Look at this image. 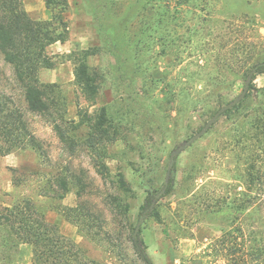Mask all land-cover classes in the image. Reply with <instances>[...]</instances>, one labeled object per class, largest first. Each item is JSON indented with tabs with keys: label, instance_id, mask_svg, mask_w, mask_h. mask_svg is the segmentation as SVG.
Returning a JSON list of instances; mask_svg holds the SVG:
<instances>
[{
	"label": "rangeland",
	"instance_id": "rangeland-1",
	"mask_svg": "<svg viewBox=\"0 0 264 264\" xmlns=\"http://www.w3.org/2000/svg\"><path fill=\"white\" fill-rule=\"evenodd\" d=\"M22 1L33 19L51 18L45 0ZM68 1L67 41L48 49L55 67L42 69L40 81L57 85L60 102L67 103L68 112H61L79 124L78 137L88 133L89 119L95 121L108 108L119 138L103 152L108 175L98 171L90 150L67 148L53 118L26 110L13 68L0 54V92L23 108L48 160L43 163L32 150L0 156V204L33 199L90 259L144 264L130 236L145 198L171 179L174 191L159 202V217L143 224L152 264H223L208 249L233 227L240 214L237 199L252 196L248 158L259 151L264 159V75L255 78L237 108L190 142L242 94L247 72L264 61V0H209L202 7L197 0L184 5L182 0L171 5L163 0ZM95 48L100 54L86 62L107 80L96 101L88 99L75 76L77 61ZM121 178L129 191L121 187ZM115 204L129 210L123 214ZM85 215H94V232L109 234L110 242L91 240L79 230L75 222ZM12 257L31 264L32 247L21 246Z\"/></svg>",
	"mask_w": 264,
	"mask_h": 264
},
{
	"label": "trees",
	"instance_id": "trees-1",
	"mask_svg": "<svg viewBox=\"0 0 264 264\" xmlns=\"http://www.w3.org/2000/svg\"><path fill=\"white\" fill-rule=\"evenodd\" d=\"M163 1L165 5L172 3V0ZM207 1L209 0H197L194 3L202 7L208 4ZM45 2L51 15L49 20L33 19L22 0H0V54L13 68L15 80L22 90L26 110L53 118L54 128L67 148L72 153L81 147L90 150L95 155L96 168L103 176H107L108 167L104 162L103 152L109 145L119 140L116 130L112 131L108 108L103 107L95 121L89 119L88 133L84 137H78L76 131L80 128L79 124L74 120H65L61 112V110L65 114L68 112L67 103L60 102L55 92L57 85L43 84L40 81L42 69L55 67L48 49L58 42L65 43L69 31L65 19V14L70 8L69 1L45 0ZM181 3L180 5H184L186 0H182ZM100 51V48L85 51V59L77 61L75 68L77 85L88 99L94 101L97 100L107 80L101 71L91 68L86 59L99 55ZM253 71L255 75L250 90L254 87L255 78L264 75V61L249 69L247 77ZM55 114L60 116L59 120ZM28 150L35 151L43 163L48 161L43 145L29 128L23 108L12 96L0 92V156ZM248 160L252 163L246 171V182L247 190L252 191V196L237 199L240 214L235 217L233 227L223 231L222 236L208 249L209 256L222 261L223 264H264L263 152L253 151ZM120 183L121 187L129 191L124 178H121ZM65 185L64 188L68 191ZM173 191L174 183L170 179L160 191L150 193L140 208L138 223L131 233L130 240L135 253L144 264L152 262L142 239L143 224L149 218L159 217V202ZM115 207L117 210L122 209L121 204H115ZM128 210L127 205L123 214ZM65 215L70 221L71 216L67 212ZM92 217L94 215H85L82 216L84 220L75 222L79 230L91 240L99 243L110 242L112 238L109 234L102 231L94 232V226L90 221ZM0 242V264H20L12 257V252L16 253L24 245L32 247L31 264H108L90 259L79 244L61 233L57 224L47 220L30 198L9 205L0 204Z\"/></svg>",
	"mask_w": 264,
	"mask_h": 264
},
{
	"label": "water",
	"instance_id": "water-1",
	"mask_svg": "<svg viewBox=\"0 0 264 264\" xmlns=\"http://www.w3.org/2000/svg\"><path fill=\"white\" fill-rule=\"evenodd\" d=\"M254 75L255 72H251L249 77H248V81L246 83V86L244 88V91L242 92V94L236 98L234 101H232L231 103H229L227 106L221 108L216 115L205 125V127L198 133L196 134L192 140H191V144L195 143L196 141H198L199 139H201L207 132L208 130H210L212 128V126L219 120V118L224 115L227 111L231 110L232 108H234L235 106H237L238 104H240L247 96L249 90H250V86L253 82L254 79ZM174 155L172 156V160L174 159Z\"/></svg>",
	"mask_w": 264,
	"mask_h": 264
},
{
	"label": "crops",
	"instance_id": "crops-1",
	"mask_svg": "<svg viewBox=\"0 0 264 264\" xmlns=\"http://www.w3.org/2000/svg\"><path fill=\"white\" fill-rule=\"evenodd\" d=\"M25 246V245H24ZM31 247V246H30Z\"/></svg>",
	"mask_w": 264,
	"mask_h": 264
}]
</instances>
